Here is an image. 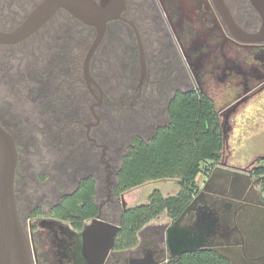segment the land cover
Instances as JSON below:
<instances>
[{
	"label": "flooded vegetation",
	"instance_id": "obj_1",
	"mask_svg": "<svg viewBox=\"0 0 264 264\" xmlns=\"http://www.w3.org/2000/svg\"><path fill=\"white\" fill-rule=\"evenodd\" d=\"M224 1L236 23L235 26L229 23L223 8L216 0H127L128 9L124 16L128 20H132L137 7H141L143 17L150 19L145 23L142 17L143 19H138L136 23L140 34L144 33L141 37L145 48V74L142 71L137 36L128 21L120 20L132 28L136 42L130 58L126 52L134 72L123 68L122 78L124 81L133 79L136 82L139 98H142L145 89L148 90L144 95L147 101L152 102L156 97L169 99L170 93L159 90V84H167L171 94L176 90L202 91L216 102L218 112L227 124L230 117L239 113L245 104L264 92V40H248L250 36L242 34L259 33L263 25L261 15L251 0ZM39 33L40 30L27 40ZM148 33H152V39ZM156 33H163L162 37L166 39L163 49L168 53L165 60L167 66L163 65L164 60L160 61L158 42L154 39H157ZM48 60L45 59L46 62ZM52 60L58 63L57 57ZM11 65L6 63L5 68L13 71L14 66ZM48 68L50 66H47L46 70ZM1 69L3 68L0 67ZM26 70L30 71L29 68L24 71ZM57 71V66L49 71L52 75L51 81L45 80L43 72L39 73L43 79L39 74L40 77L36 78L40 94L50 101H58L61 98L57 93ZM88 89L91 100H86L85 106L77 100L72 126L60 129L50 124L40 130L56 134L66 131L72 135V141L64 144V147L59 144L62 148H59L57 153L61 161L58 168L61 176L63 174L65 178L61 185L64 184L66 190L62 192L57 185L50 186L42 180H37L35 188L31 190L24 178L27 172L25 169L21 172V165L18 164L16 200L18 210H27L31 206L23 219L31 232L29 239L34 264H99L100 259L96 255L93 258L91 255H81L84 242L79 233L99 215L103 220L119 224L122 212L129 208L125 199L128 190L117 193L116 186L113 190L110 189L109 177L112 171L109 170L107 158L109 145L102 142L106 132L100 128L103 119L109 114V96L105 90L101 92L97 87ZM87 103L89 106L86 108ZM161 108V105L151 104L149 113L145 111L144 116L148 114L149 119L154 121L158 118L155 117L154 111L163 113ZM86 110H89L92 119L85 124L84 136L81 123L83 119L88 118ZM141 110L139 108L136 112L137 126L141 119ZM165 113L167 114L166 107L163 115ZM88 124L91 126L88 127ZM68 144L71 147H68ZM99 148L101 156L95 161L94 157ZM260 161L264 160L257 158L255 162L243 168L232 163L228 155L222 154L213 169L205 175L202 184H199L193 198L196 199L193 208L179 223L181 230L172 227L177 218L171 222L156 223L141 229L138 238L142 241L138 247L135 246L139 243L132 247L118 246L115 239L114 246L101 264H143L144 261L166 264L173 255L172 251L176 250V245H173V249L170 245L169 235L173 241L175 235L193 231L198 220L202 225L205 223L202 228L196 230L199 235V250L216 253L230 264H264V172H260L261 167L256 164ZM100 163H104L108 171V189L104 201L99 200V184L102 179ZM120 168L116 171L117 178ZM90 176L96 180L99 213L96 217L86 220L81 229L76 228L70 221L51 215H47V218L34 217V211L40 212L46 202L50 203L47 211L50 213L57 200L66 192L76 190L82 180ZM214 219L215 224L211 227V221ZM36 229L39 230V249L35 246Z\"/></svg>",
	"mask_w": 264,
	"mask_h": 264
},
{
	"label": "trees",
	"instance_id": "obj_2",
	"mask_svg": "<svg viewBox=\"0 0 264 264\" xmlns=\"http://www.w3.org/2000/svg\"><path fill=\"white\" fill-rule=\"evenodd\" d=\"M69 16L72 15L65 10H61L40 30V32L43 30L50 32L49 30H51V40L48 43L52 44L51 46L56 44L57 48L60 49L57 56L58 71L55 73L58 75L59 83H57L59 85L57 93L61 98L58 101H51L55 117L51 120L46 119L48 124L45 126L53 124L68 127L74 124V121H72L73 110L76 107L77 97L74 100L73 94L76 84L83 87V81L78 63H75V73L70 72L73 63L70 61V54L65 49L73 46V44H76V46L82 44L84 39L87 41L92 36L94 37L96 33L93 27L85 25L73 16L69 18ZM142 17L141 7H137V11H134L131 19L137 23L138 19L140 20ZM143 18L145 23L150 20L149 17ZM120 23V20H116L109 24L105 38L92 63L94 75L95 61L97 62V59L103 55H101V52L107 54L104 62L108 71L103 69V74L108 76L107 80L111 76L115 80V87L110 91L98 81L102 90H105L108 94L110 102L108 106L109 114L103 119V122L109 126L113 125L111 117L112 114L116 113L119 116L116 124L118 125L117 128L126 122L130 126L142 128L146 131L149 130L152 124L157 123V125L148 136L140 132L131 136L118 173L116 192L127 191L150 180L177 178L180 184V191L175 195L165 197L160 192H156L148 203L129 207L122 212L119 222L120 231L116 237V242L118 246L132 247L138 243V233L142 225L149 220L159 216L164 211L173 220L182 215L198 190V175L201 173L208 174L221 159L224 148V132L216 102L206 93L194 89L176 90L170 95V89H167L169 86L159 84L158 89L166 90L169 94L166 105L167 116L164 117L162 112L157 111H154V113L155 117L158 116V118L154 121L149 119L148 114L144 116V113H149V106L151 104L155 105L154 101H147L144 96L148 90L144 89L142 98H139L136 82L133 79L124 81L121 67L117 68L116 72L112 74L110 61L115 57L117 42L122 43L124 41L128 43L130 47L128 51L129 58L133 55L131 51L136 45V42H133L134 33L132 28L126 23H124L125 26ZM123 27L128 28L122 31ZM122 33H126L127 41L123 40ZM143 34L141 33L142 36ZM156 34L157 39L155 37L154 39L158 42L160 61L167 60L168 53H166L165 48L163 49L166 40L162 37L164 34ZM148 35L152 39V33H148ZM166 62L163 65L167 66ZM163 68L165 69L164 66ZM129 70L132 73L134 72L131 67ZM160 99H163V97L157 100ZM139 108L142 110L139 126H137L135 119ZM0 123L3 122L0 120ZM7 129L9 128L7 127ZM52 137H55L54 142L56 145L61 144L62 147L67 142L72 141V135L66 131ZM67 146L71 147L70 144ZM260 172H264V168H261ZM98 213L96 180L90 176L82 180L76 190L66 192L57 200L47 215L70 221L76 228L81 229L86 220L96 217ZM166 264L230 263L216 253L198 249L176 256L172 255Z\"/></svg>",
	"mask_w": 264,
	"mask_h": 264
},
{
	"label": "rangeland",
	"instance_id": "obj_3",
	"mask_svg": "<svg viewBox=\"0 0 264 264\" xmlns=\"http://www.w3.org/2000/svg\"><path fill=\"white\" fill-rule=\"evenodd\" d=\"M40 1L41 0H0V29L10 30L15 28ZM69 18H72V16H69ZM120 24L123 26L126 25L122 22ZM127 28L122 29V31ZM49 31L50 32L43 30L31 39L20 44L0 45V67L3 68L0 70V120L10 129L16 138L19 151V163L21 165L20 171L22 172V169L26 170L27 175H25L24 178L28 185H30L31 190L35 188L34 184H36L37 180H42L47 183V185H57V188L63 192L66 188L64 184L61 185V183L65 178L63 174L61 176V172L58 168L61 161L59 160V154H57L59 148L62 147L56 145L54 142L56 139L52 136L56 135V133L40 132L41 129L47 128L45 127V125L48 124L46 119L51 120L55 117V112H53V106L51 105L52 102L49 98L39 94L41 90L40 88L38 89V79H36L41 76L39 73L43 72L45 73V80L51 81L52 75H50L51 73L49 71L57 66L52 59L58 56L60 49L57 48L56 44L51 46L52 44L48 43L51 40L50 33H52L51 30ZM85 32L87 31L85 30ZM122 36L124 37L123 40L127 41L128 37L126 33H122ZM93 38V36L90 39L87 38V41L84 39L82 44L78 43L79 45L77 46L73 44V46L65 49V51L70 54V61L73 63V67L70 68L71 73H75L76 71L75 63L79 64L83 87L76 84L73 95L74 100H76L77 97V100H80L84 106L86 100H91L89 97L91 93L89 92L86 81L83 80V62ZM133 42H135V38ZM129 50L130 47L127 42H117L114 53L115 57L110 61L112 74H114L119 67H121L122 70L123 68L124 70L130 69L129 58H127L126 55V52ZM101 55L102 56L97 59L98 61H95L94 75L97 81L110 91L115 87V80L112 76L107 80L108 76L103 74V69H105L104 71H108L107 66L105 67L106 63L104 62V59L107 58V54L105 55V53L101 52ZM45 59L49 60L46 62ZM6 63L14 66L13 71L5 68ZM47 66H50V68L46 70ZM27 68L30 69L29 72L27 70L24 71ZM41 79H43L42 76ZM171 93L172 91L170 89V95ZM157 99L156 97V100H154L155 105L161 104V109L164 113L168 98L163 97V99L159 101ZM87 104L86 108L89 106V103ZM88 111L86 110L88 118L85 120L83 119L81 123L84 136L86 129L85 124L92 119V115L89 114ZM166 115L165 113L164 117H166ZM118 119L119 116L115 113L112 114L111 117L113 125L109 126L104 122L100 125V128L107 133H105L102 142L109 145L107 158L110 165L109 170L112 171L109 177L110 189L112 190L118 183L116 171L121 167L123 156L125 155L131 136L139 132L148 136L157 125V123L152 124L148 131L130 126L127 122L117 128L118 125L116 124ZM224 120L225 118L222 117L221 123L224 132V148L222 154L228 155L232 163L243 168L255 162L257 158L264 160V92L255 97L251 102L245 104L239 113L230 117L227 124L224 123ZM62 126L64 127V125ZM62 126L56 127L61 129ZM100 156L101 148L97 150L94 160L98 161ZM100 164L102 179L99 184V200L104 201L108 189V183L106 181L108 178V171L105 169L104 163ZM256 164L259 168H264V161L256 162ZM205 175V173H201L198 176L197 181L199 184H202ZM179 191L180 184L177 178L150 180L129 189L125 199L129 207H134L143 203H148L156 192H160L166 197L175 195ZM49 206L50 203L46 202L40 212L35 213L34 211V217L40 216L42 218H47ZM120 206H122V204H120ZM28 209H19V214L24 229L29 237L31 232H29L28 225L26 226L23 219ZM171 220V217L164 211L159 216L142 225L141 229L156 223L171 222ZM38 231V229L34 230L36 233L35 246H37V249L40 248L37 239ZM141 241V239H138L139 244L135 247H138ZM146 248L150 247L146 246Z\"/></svg>",
	"mask_w": 264,
	"mask_h": 264
},
{
	"label": "water",
	"instance_id": "obj_4",
	"mask_svg": "<svg viewBox=\"0 0 264 264\" xmlns=\"http://www.w3.org/2000/svg\"><path fill=\"white\" fill-rule=\"evenodd\" d=\"M223 8L224 15L231 25H236L232 14L224 0H216ZM262 18V28L259 33H242L249 35L248 40H264V0H251ZM128 9L127 0H41L27 16L13 29H0V44L14 45L21 43L39 30H41L61 10H65L73 17L93 27L96 31L83 62V79L90 89L102 88L92 72V63L99 47L101 46L109 24L116 20H126L132 26L138 40L142 71L146 72V58L143 40L134 20H128L124 14ZM94 105L92 106L93 109ZM88 127L91 125L88 124ZM19 164V151L14 134L0 123V264H34L32 257L31 241L22 224L15 191L16 172ZM215 171V169H214ZM214 173V172H213ZM124 197V196H123ZM193 200L182 215L175 221L173 229H180L179 223L193 208ZM215 219L211 221V227ZM205 225V223H204ZM204 225L200 220L195 222L193 231L182 232L175 235L169 242L173 255H179L199 249L196 230ZM192 228V227H191ZM120 230V225L115 222L103 220L100 215L87 224L79 233L83 240L81 255L95 257L102 263L104 257L115 244V239ZM181 230V229H180ZM171 233V232H170ZM171 238V239H172ZM174 242V243H172ZM143 264H152L144 263Z\"/></svg>",
	"mask_w": 264,
	"mask_h": 264
},
{
	"label": "crops",
	"instance_id": "obj_5",
	"mask_svg": "<svg viewBox=\"0 0 264 264\" xmlns=\"http://www.w3.org/2000/svg\"><path fill=\"white\" fill-rule=\"evenodd\" d=\"M199 175H200V174H199ZM199 175H198V176H199ZM163 180H164V179H163ZM198 185H199V183H198Z\"/></svg>",
	"mask_w": 264,
	"mask_h": 264
}]
</instances>
